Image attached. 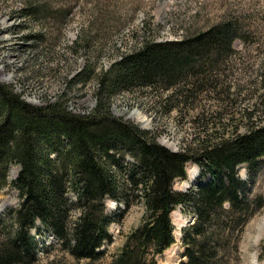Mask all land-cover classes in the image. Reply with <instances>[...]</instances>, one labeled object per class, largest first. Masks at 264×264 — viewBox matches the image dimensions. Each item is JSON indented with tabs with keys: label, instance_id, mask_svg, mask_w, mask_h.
I'll list each match as a JSON object with an SVG mask.
<instances>
[{
	"label": "trees",
	"instance_id": "trees-1",
	"mask_svg": "<svg viewBox=\"0 0 264 264\" xmlns=\"http://www.w3.org/2000/svg\"><path fill=\"white\" fill-rule=\"evenodd\" d=\"M234 38L243 40L245 34L228 20L181 40L144 41L97 74L96 105L83 114L61 99L32 104L0 82V189L15 163L21 199L15 228L0 233V264L35 262L30 230L37 220L76 260L100 259L111 238L104 201L110 198L128 210L131 193L145 215L110 264H156L155 256L174 243L170 213L177 206L193 214L183 229L186 260L180 264H233L244 225L264 205L237 172L241 164L251 172L264 156V118L227 137L199 123L185 148L173 151L150 130L111 115L109 104L136 87L160 86L170 91L166 102L178 98L188 84L184 77L198 73L207 80L209 64L231 51ZM126 155L135 162L125 164ZM188 161L200 167L196 180L185 191L173 189V180L185 177ZM69 191L76 193L75 203ZM75 207L79 212L72 221Z\"/></svg>",
	"mask_w": 264,
	"mask_h": 264
},
{
	"label": "rangeland",
	"instance_id": "rangeland-1",
	"mask_svg": "<svg viewBox=\"0 0 264 264\" xmlns=\"http://www.w3.org/2000/svg\"><path fill=\"white\" fill-rule=\"evenodd\" d=\"M228 20L244 31L245 38H234L231 51L209 64L207 80L198 73L184 77L187 87L169 102L165 97L170 91L152 86L121 91L109 104L114 117L150 130L159 144L181 151L199 123L227 137L264 118V0H0V82L32 104L61 99L72 112L88 113L96 105L97 74L124 53L146 40H181ZM125 157V164L135 162ZM18 171L19 165L10 164L7 184L0 189L2 234L15 228L21 200L14 186ZM199 171L196 163L186 162L185 177L175 178L172 188L190 186ZM237 172L250 184L251 195L264 201V156L251 172L246 164L239 165ZM67 196L77 201L74 191ZM130 198L128 210L110 198L104 201L105 213L112 217L111 238L101 247L104 255L94 262L76 260L37 220L30 230L35 241L33 264H110L145 215L142 202L133 199V193ZM78 212L75 207L72 221ZM170 219L174 243L155 256L156 264L186 260L183 229L193 214L177 206ZM263 221L264 205L244 225L239 257L233 264H264Z\"/></svg>",
	"mask_w": 264,
	"mask_h": 264
},
{
	"label": "bare ground",
	"instance_id": "bare-ground-1",
	"mask_svg": "<svg viewBox=\"0 0 264 264\" xmlns=\"http://www.w3.org/2000/svg\"><path fill=\"white\" fill-rule=\"evenodd\" d=\"M195 173H196V172H194V175H195ZM188 179L191 180V179H192V175H190ZM263 222H264V221H263ZM165 250H166V249H165Z\"/></svg>",
	"mask_w": 264,
	"mask_h": 264
},
{
	"label": "water",
	"instance_id": "water-1",
	"mask_svg": "<svg viewBox=\"0 0 264 264\" xmlns=\"http://www.w3.org/2000/svg\"><path fill=\"white\" fill-rule=\"evenodd\" d=\"M189 186L187 185V186H185V188L184 189H186V188H188Z\"/></svg>",
	"mask_w": 264,
	"mask_h": 264
}]
</instances>
